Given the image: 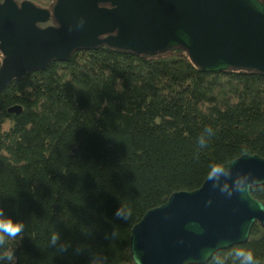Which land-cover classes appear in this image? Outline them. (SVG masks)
I'll list each match as a JSON object with an SVG mask.
<instances>
[{
	"label": "trees",
	"instance_id": "trees-1",
	"mask_svg": "<svg viewBox=\"0 0 264 264\" xmlns=\"http://www.w3.org/2000/svg\"><path fill=\"white\" fill-rule=\"evenodd\" d=\"M206 126L214 135L201 149ZM243 155L264 159V75L200 72L183 50L75 51L0 89V208L24 223L22 238L5 247L15 264H133L130 230L147 211L198 189L210 161ZM249 192L264 205V185ZM120 205L131 211L127 220L115 215ZM233 246L264 264L259 224Z\"/></svg>",
	"mask_w": 264,
	"mask_h": 264
},
{
	"label": "water",
	"instance_id": "water-1",
	"mask_svg": "<svg viewBox=\"0 0 264 264\" xmlns=\"http://www.w3.org/2000/svg\"><path fill=\"white\" fill-rule=\"evenodd\" d=\"M0 0V89L10 80L64 62L75 51L103 46L153 57L182 50L204 73L243 70L264 75V2L261 0ZM51 17L56 28H39ZM20 109L11 107L8 114ZM263 186L264 159L243 155L227 163ZM250 190V189H249ZM211 201L210 204L206 203ZM264 205L234 193L227 197L205 179L191 192L171 194L130 230L133 264H191L206 249L246 242L251 227L264 229ZM192 225V227H189Z\"/></svg>",
	"mask_w": 264,
	"mask_h": 264
},
{
	"label": "clouds",
	"instance_id": "clouds-1",
	"mask_svg": "<svg viewBox=\"0 0 264 264\" xmlns=\"http://www.w3.org/2000/svg\"><path fill=\"white\" fill-rule=\"evenodd\" d=\"M214 135V132L210 126H206L203 130V134L198 137V146L203 149L208 146L209 139ZM250 174H233L231 164L210 161L208 164V171L206 175L207 182H211V188L213 190L218 189L222 194L227 197H232L234 193L240 194L243 198L247 196L252 184L249 182ZM258 184H264V182L256 180ZM206 203L210 204L211 201ZM264 210V207H262ZM115 215L118 218L127 220L131 215L130 209H126L120 205L116 210ZM189 227H192L190 225ZM24 229V223L22 221H13L9 216H6L3 208H0V259H4L8 264H15L16 257L14 250L11 247H5L8 241L15 240L17 237L22 238L21 233ZM60 240L58 232H54L51 235L50 244L52 246L57 245ZM68 245L61 246V251L66 250ZM227 254L233 257L232 264H261V261L257 259L252 250L243 246H233L226 251L224 248L217 246L215 249H206L201 253V260L197 264H224V259L221 258L222 254ZM102 258L94 257L90 264H101ZM183 264H191L189 259L183 261Z\"/></svg>",
	"mask_w": 264,
	"mask_h": 264
},
{
	"label": "flooded vegetation",
	"instance_id": "flooded-vegetation-1",
	"mask_svg": "<svg viewBox=\"0 0 264 264\" xmlns=\"http://www.w3.org/2000/svg\"><path fill=\"white\" fill-rule=\"evenodd\" d=\"M14 1H15L16 3H19V2H21V1H29V2H31L32 4L34 3V0H14ZM45 1H46V0H45ZM47 2H49V1H47ZM35 7H36V6H35ZM36 8H38V7H36ZM39 9H44V8H39ZM44 10L49 11L50 9H44ZM38 27L41 28V29H43V28H46V27H54V28H56L57 26H56V24L54 23V21L52 20V18L49 17L48 20H47L45 23H43V24H39Z\"/></svg>",
	"mask_w": 264,
	"mask_h": 264
},
{
	"label": "rangeland",
	"instance_id": "rangeland-1",
	"mask_svg": "<svg viewBox=\"0 0 264 264\" xmlns=\"http://www.w3.org/2000/svg\"><path fill=\"white\" fill-rule=\"evenodd\" d=\"M262 2H264V0H261Z\"/></svg>",
	"mask_w": 264,
	"mask_h": 264
}]
</instances>
